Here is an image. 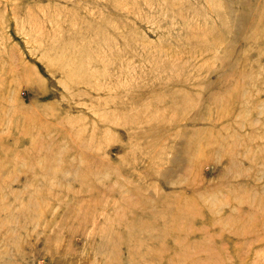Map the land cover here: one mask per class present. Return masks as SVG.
<instances>
[{"label":"rangeland","instance_id":"1","mask_svg":"<svg viewBox=\"0 0 264 264\" xmlns=\"http://www.w3.org/2000/svg\"><path fill=\"white\" fill-rule=\"evenodd\" d=\"M0 264H264V0H0Z\"/></svg>","mask_w":264,"mask_h":264},{"label":"bare ground","instance_id":"2","mask_svg":"<svg viewBox=\"0 0 264 264\" xmlns=\"http://www.w3.org/2000/svg\"><path fill=\"white\" fill-rule=\"evenodd\" d=\"M81 208V207H80Z\"/></svg>","mask_w":264,"mask_h":264}]
</instances>
